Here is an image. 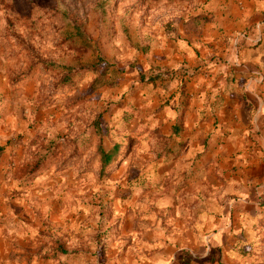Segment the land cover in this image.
<instances>
[{
	"label": "rangeland",
	"instance_id": "obj_1",
	"mask_svg": "<svg viewBox=\"0 0 264 264\" xmlns=\"http://www.w3.org/2000/svg\"><path fill=\"white\" fill-rule=\"evenodd\" d=\"M222 2L0 0V264H264V143L220 145L237 87L203 40ZM100 59L123 74L96 88L42 68Z\"/></svg>",
	"mask_w": 264,
	"mask_h": 264
},
{
	"label": "crops",
	"instance_id": "obj_2",
	"mask_svg": "<svg viewBox=\"0 0 264 264\" xmlns=\"http://www.w3.org/2000/svg\"><path fill=\"white\" fill-rule=\"evenodd\" d=\"M222 3L214 24L203 31V40L210 42L219 57L218 63L212 65L213 77L219 83L234 85L235 82L237 87L231 96L221 91L214 93L215 100H223L218 109L219 132L224 135L220 145L240 147L243 142L253 144L256 140L263 146L264 0H223ZM253 109L257 118L249 122Z\"/></svg>",
	"mask_w": 264,
	"mask_h": 264
},
{
	"label": "trees",
	"instance_id": "obj_3",
	"mask_svg": "<svg viewBox=\"0 0 264 264\" xmlns=\"http://www.w3.org/2000/svg\"><path fill=\"white\" fill-rule=\"evenodd\" d=\"M68 41L70 44L77 46L78 48H83L87 45L85 37L81 33H73L68 36ZM102 66V67H101ZM42 68L51 73L52 75L59 76L55 82V90L73 89L77 86L85 74L89 72H96L97 77L92 81L90 87L96 88L99 86L109 85L112 81L119 79L123 73H120L115 66L105 63L102 59L97 63L86 62V63H65V64H55L54 62H43ZM29 71L21 74L17 80L23 79L29 75ZM182 121L178 120L173 126V132L178 135L182 129ZM93 130L95 136L102 139V136L106 134L100 125L99 120L93 121ZM83 142V143H82ZM81 144H87L83 140ZM116 146V145H115ZM1 151V150H0ZM98 159L100 160L101 170L107 169L115 160V155L111 152H105L102 149L101 144L98 145L97 152ZM46 156H39L36 160L31 161L24 168V172L27 175H32L33 177L41 172L42 167L45 164ZM43 258H46L45 256ZM186 263L189 262V257L183 259Z\"/></svg>",
	"mask_w": 264,
	"mask_h": 264
}]
</instances>
